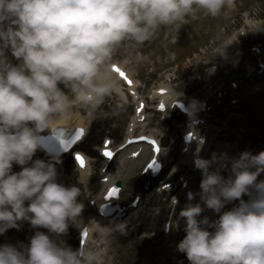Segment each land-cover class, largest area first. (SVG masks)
Segmentation results:
<instances>
[{"label": "bare ground", "instance_id": "6f19581e", "mask_svg": "<svg viewBox=\"0 0 264 264\" xmlns=\"http://www.w3.org/2000/svg\"><path fill=\"white\" fill-rule=\"evenodd\" d=\"M19 1L21 2L20 5L28 4V2L22 4L27 0ZM161 1L162 0H157L153 2V0H146L148 7L151 8V10L148 11L154 13L153 10L161 4ZM227 1L228 0H219L218 2L223 3V7H227L229 6ZM10 2L11 0H0V8L3 7V9H5L10 7L8 5ZM65 2L67 1L65 0ZM67 4L72 5V3L68 2ZM144 11V3L141 0H106L104 8L90 6L88 13H85V10L80 12L67 11L64 17L66 20L72 22L73 26L76 27V30L80 34L83 27L92 24L91 21L96 20V18H101V20L105 22V29H107V24L116 29V36L121 38L122 43H133L135 45L132 48H139L140 51L145 52L151 49V42L157 43L158 46H160L161 40L160 38L154 39V34L152 33L154 28L147 27L151 18L150 16L141 15ZM228 11V25L224 32L225 36L231 34L234 27L242 22L241 16H243L241 13L243 10L239 7H237V9L228 8ZM41 19L44 22L54 23L59 30H65L67 28L63 23V19L53 16V11L51 9H48L47 14L41 17ZM114 20L115 23L113 22ZM168 22L172 23V20L168 19L167 23ZM246 24L249 27L253 26V23L250 21H247ZM168 27H171V25L168 24ZM158 30L159 33L162 32V30ZM257 31L259 32L257 37L261 41L264 38V29ZM173 33H177V30H173ZM29 35L33 36V38H38L39 40V48L31 57V59L35 61L37 57L42 54L41 50L44 47V40H42V36L39 33L29 31ZM254 36V34H248L245 37L238 36L239 43L237 42L238 40H235L232 44L233 46L226 44L225 46L229 50L227 55L233 57L236 49L238 47H243L244 44L255 39ZM224 38L225 37L219 39L217 44H220ZM5 43H8V40L2 42V44ZM208 49H210V47ZM13 54L16 58H19L23 53L20 50H16ZM128 54H133L131 48L129 49ZM208 55L209 52L203 53V56ZM239 58L240 57L238 56L235 59L238 60ZM30 64H26L25 68L21 71L25 76L28 74L29 68L27 66ZM229 68L231 69L229 66L227 69L221 68L219 71L214 72L211 76L205 78L202 83L198 84L194 81L191 83L192 89H201V92L208 91L210 85L214 83V78L218 79L223 75L230 74L231 71ZM14 71L17 73L16 65L12 67L11 72ZM83 78H86L87 81L89 79V74L87 76L84 74ZM96 83L98 89L102 88L103 90L105 88L103 82L102 84L100 81H97ZM89 84H92V82L89 81ZM224 85L228 86L229 81ZM140 91L144 95V90L141 89ZM105 93L104 99L96 104L97 109L89 115L90 122L86 121L85 112L89 109L87 106L93 107L96 102L85 105L83 102H80L78 98L71 100L69 103H62L56 107H54V105L57 102L43 105L41 112L38 114V125L45 129H49L55 123H70L71 125L84 123L89 127L87 137L76 150L83 151L90 157L88 167L85 171L81 172L84 177L89 172L94 173L92 186L88 184L86 187L94 188L95 190L102 186L97 175L98 170L101 169L104 162L97 148V143L100 142L104 135L113 138L115 144L118 143L119 140H122L127 135L129 122L135 113V110L133 109L134 104L131 102L128 105L126 104L123 108L111 106L116 104V102L110 100L111 104H108L107 102L109 100L106 99L108 92L106 91ZM65 97L69 98L71 95H68L65 92L62 95V98ZM29 106L31 109L34 108L30 103ZM231 111L232 110L224 111L222 113L228 116ZM0 121L3 123L7 122L1 117ZM186 121L188 120L184 115L175 113L171 120H167L165 123L159 122L157 124L160 128L159 131L156 132L152 130V132L163 139H166V141L168 140V144H173L174 142L179 141L177 138L179 131L178 124L184 125ZM239 123L240 119L233 117L229 121L228 129H232L233 133H237L239 130ZM11 124L14 126V122H11ZM228 129L223 130L222 132H226ZM211 137L214 138L210 134L209 138ZM232 137H234V135H232ZM128 154L122 159L117 157L109 168V172L112 174L111 177L113 180H121L124 183L132 181L134 188L139 189V181L136 174L140 160L128 162L126 160ZM244 155L248 160L249 156L246 151H244ZM249 161H252V164L250 165L255 164L254 159ZM72 162V158H70L69 155H63L60 157L48 156L33 145L30 146L29 150L26 149L18 155L0 156V255L7 257L9 254L15 255L18 253L24 258L23 264H35L27 256L32 254L30 249L28 252L19 249L15 250L10 246L8 241H4L2 238L3 231L8 228H12L14 231L26 236L30 242L39 246L41 245L36 234L43 239V242L48 243V245L57 243V240L61 239L65 244H70V248L73 247L75 240L77 239V231L72 226L73 217H70L71 212L74 211L75 213H78L80 209L81 211H85L88 215L93 216H95L96 212H94V209L82 200L84 180L80 178L81 173L74 163V166L72 165ZM222 164L223 162L218 164L220 168L217 172L213 166L209 167L207 169V178L212 177V179H210L208 183L206 180L207 178L201 179V185H210L209 191L215 188L220 189L224 199L228 200L229 203H233L240 214H244L246 206L249 205L252 200V189L254 186L252 180L249 178H242V176L243 174H247L251 169L246 168L245 171H240V174L238 175L240 186L236 187L232 182L227 181L224 177L220 176L222 174ZM122 169L123 173L121 172ZM114 171L117 172V175ZM182 174L190 175L191 171L188 167H185L182 170ZM215 174H218L219 176L214 180ZM55 181H59V184H55ZM52 188L58 189L56 193L60 199H62L60 209H57L53 214L51 211L52 206L54 205H51L48 202L49 193H51L50 190ZM7 190L9 191L7 192ZM165 192L157 193L151 191L145 193L143 197L145 205L144 210L140 213L139 217L132 219L130 224L126 227V230L130 231L129 238L126 237L124 230L126 223L129 221V219L127 220V216L122 222L101 220V218L99 219L98 217H96L95 220H92L91 224L88 222L90 227L94 228V233H92L89 238L86 252V255L93 256L92 263L90 264H99V261H101L98 260L100 256H103L104 259L100 264H232V261L236 262V256L228 250L225 245L217 247L214 244V240L219 232L211 228H204L205 224L202 221V215L198 214L196 209L188 206L184 209L188 224L182 226L179 231L181 238H178L173 246L174 250L172 252L171 260L167 259L165 262H160V260H158V254L160 249L162 250L164 247L159 248V246H164L166 241H170L165 237L164 233L159 230V224L168 216L170 211V206L168 205V193ZM165 197H167V200ZM27 198L29 199L28 210L34 209L33 215L37 225L36 234L27 227V218L22 214H18L19 210H24L26 208ZM260 201L258 203H260ZM26 213L27 212L25 211L24 214ZM243 218L246 219V215H243ZM8 220H13V223L10 224ZM195 225H198L196 231L194 230ZM261 225L264 226V222ZM104 229H107L106 234H101ZM96 235L99 236V239L96 240L94 247H89L92 244V238L97 237ZM172 237L173 235L171 238ZM173 241L174 240H171L169 245H171ZM104 245L108 246V248L105 249V252L100 254ZM30 247L33 251V247ZM40 250H43V252L46 253L44 249ZM55 251L59 252L61 250H54V253ZM51 252L46 254L49 255ZM109 253H112L110 258H108ZM139 254L142 255L143 259L141 258L142 261L140 263H136L134 262V259ZM19 260H21V258ZM243 260H246V258ZM254 260L257 264L262 263L257 259Z\"/></svg>", "mask_w": 264, "mask_h": 264}, {"label": "rangeland", "instance_id": "374dc122", "mask_svg": "<svg viewBox=\"0 0 264 264\" xmlns=\"http://www.w3.org/2000/svg\"><path fill=\"white\" fill-rule=\"evenodd\" d=\"M180 3V1H177V4ZM103 2H100V6L99 7H104L103 6ZM203 4L207 10L204 11L206 14L209 15H214V17H209V16H205V14H201L199 11V7L197 5L193 6L191 9L185 8L184 12L187 13L189 16H187V19L190 21L189 23L184 22L183 21H179L178 23H176V19L173 18L174 21V25L171 29H176L178 31V33L176 34H172L171 30L169 29H165L161 32V44H160V52H162V56H160V52L159 50H157V43H150V46L152 47L151 50H156L155 53H153L152 51H149L147 53H143V58L144 60H142L141 62L136 61V56L132 59H127L129 57H124L122 54L123 51L126 52V49H121L120 48H116V43H111L108 45L107 48H110L111 46H113V50L115 51L114 54L112 56H107L105 60L101 61L102 63H106L108 61H117V60H125L130 67L133 68L134 72L137 74H140L143 77V80H146L147 83L149 84H159V82L162 81V79L157 80V82H154L155 79L153 81H149V70H151V68L154 67V65H156L159 68V75H161L168 66H170V69L176 73L177 71V66L175 65L174 59H170V55H172V51L177 50L180 53H185L186 48L188 47H192V46H199L202 41L205 40V35H207L206 31L209 29V27L211 28V31L209 32V35L211 36V38L213 39V41H215V39H219L222 38L224 35V28L222 23L220 22V8L213 6L211 7V11L208 12V4H205L203 1ZM239 5H241V2H238ZM232 6V5H231ZM242 20L243 22L245 20L250 21L253 20L255 22L260 21V23H264V0H244L242 3ZM219 13V14H218ZM261 13V14H260ZM216 14H218V17H216ZM246 15V18H244V16ZM257 18V19H255ZM92 24H89L87 26H85L81 32H83V35L85 37H92L94 38L95 44L98 43V39L100 38V42H101V51L100 54L102 58L106 53V47H105V43L107 44L108 42L111 41L110 37L108 34H110V32L112 31L111 26L107 24V29H105V22H102L100 19L91 21ZM254 30V29H253ZM234 34L233 35H237V33L239 32V29L236 31V28L234 30ZM112 34H114V31L112 32ZM159 36V33H157L155 35V38H157ZM213 41H206L205 44H202V46L206 49L209 46H211L213 44ZM122 46V45H121ZM116 53V54H115ZM182 53V54H183ZM99 54V55H100ZM154 55V57L152 58L151 55ZM138 62L139 65L136 66L134 63L132 62ZM167 62H169V64H167ZM202 62H197V64H200ZM98 64V63H97ZM166 64V66H165ZM220 65V63H219ZM99 66H97L96 68H98ZM179 67L181 68H185L184 64H180ZM95 68V69H96ZM218 69V66L217 68ZM253 69V68H252ZM210 71H214L212 69H209ZM200 74H197V76H199ZM179 78L177 80H175L174 82V87L181 91L183 94L184 92L187 91H191L190 90V86L189 83H186L184 81V78L182 76V74L180 73V75L178 76ZM205 78V76H200L199 80H203ZM231 78V77H230ZM186 80V79H185ZM223 80V78L221 79ZM74 93V92H73ZM73 99V97H71V100ZM66 102V99L61 101L59 104L55 105L54 107L62 104ZM53 107V108H54ZM92 109H95V107H93ZM236 111V110H235ZM217 112H215L214 115H212V118L217 120ZM240 115L242 116L241 118V123H240V128H239V134H238V138L243 139L244 141L242 142V145L246 146L247 144H249V138L250 135L252 133L255 134H264V95L261 97H255L252 99H249L248 101L242 103L240 105ZM233 116H237V114L232 115ZM88 121H90V119H88ZM100 143V142H99ZM98 143V144H99ZM56 184H59V181H55ZM9 190H7L8 192ZM58 191L57 188H52L50 190L51 193H49V199L48 202L51 205L56 206L55 211H57V209H60V203L61 200L60 197L58 196V194L56 193ZM55 193V194H54ZM145 206L143 205L141 207V209L135 213L131 218H129V221L126 223L125 225V234L126 237L129 238L130 237V231L126 230V227L130 224L131 220L134 218L139 217L140 213L144 210ZM54 213V211H52ZM88 214L85 211H81L79 209L78 213H75L74 211L71 212L70 217L72 218V226L74 227V225L78 224L85 216H87ZM162 224V223H161ZM161 224H159V229L161 231ZM107 229H104L102 231L101 234L105 233L106 234ZM129 235V236H128ZM176 239V238H175ZM174 239L173 243H171V245H169V243L165 242L164 246H159L160 247H164L162 250L160 249V252L158 254V260H160V262H165L167 259L171 260L172 257V252L174 250V244L176 242V240ZM40 240V239H39ZM40 242L43 244L42 247L47 248V250H52V249H56L59 247L63 248H67V245L65 246L64 244H62V240H57V243H53L52 245H48L46 242H43L40 240ZM59 246V247H57ZM20 257V256H18ZM21 259H23L22 257H20ZM142 255L139 254L135 259L134 262L136 263H140L142 260ZM143 259V258H142ZM22 260H19L18 262V258L17 256L13 255V254H9L7 257H4L3 255H0V262H3L5 264H21ZM24 261V259H23ZM260 261V260H258ZM23 263V262H22ZM157 264V263H156ZM232 264H257L256 261L254 259H246V260H237L236 262L232 261ZM261 264H264V262L262 261Z\"/></svg>", "mask_w": 264, "mask_h": 264}]
</instances>
